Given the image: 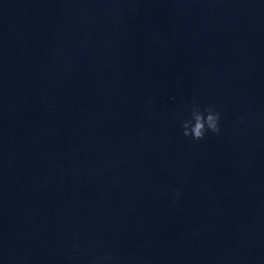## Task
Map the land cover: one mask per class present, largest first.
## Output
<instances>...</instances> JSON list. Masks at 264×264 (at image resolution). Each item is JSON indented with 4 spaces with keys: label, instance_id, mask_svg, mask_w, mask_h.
<instances>
[{
    "label": "water",
    "instance_id": "obj_1",
    "mask_svg": "<svg viewBox=\"0 0 264 264\" xmlns=\"http://www.w3.org/2000/svg\"><path fill=\"white\" fill-rule=\"evenodd\" d=\"M105 254L264 264V0H0V264Z\"/></svg>",
    "mask_w": 264,
    "mask_h": 264
},
{
    "label": "clouds",
    "instance_id": "obj_2",
    "mask_svg": "<svg viewBox=\"0 0 264 264\" xmlns=\"http://www.w3.org/2000/svg\"><path fill=\"white\" fill-rule=\"evenodd\" d=\"M242 121V118H241ZM221 113L214 107H201L193 102L190 110V119H186L181 123L182 135L185 139L192 142H198L205 138L208 133L215 135L221 134ZM178 195V193H177ZM78 245L73 244V251H78ZM113 257L111 254H105L102 257V264H108ZM90 264H101L95 255L92 257Z\"/></svg>",
    "mask_w": 264,
    "mask_h": 264
}]
</instances>
